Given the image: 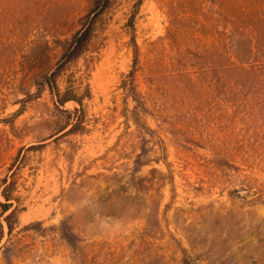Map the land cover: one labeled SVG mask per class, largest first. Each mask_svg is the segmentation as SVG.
Returning <instances> with one entry per match:
<instances>
[{
    "label": "rangeland",
    "instance_id": "374dc122",
    "mask_svg": "<svg viewBox=\"0 0 264 264\" xmlns=\"http://www.w3.org/2000/svg\"><path fill=\"white\" fill-rule=\"evenodd\" d=\"M248 2L108 0L55 77L91 90L67 133L78 104L41 82L92 0H0V189L13 179L20 207L0 264H264V37L236 18Z\"/></svg>",
    "mask_w": 264,
    "mask_h": 264
},
{
    "label": "trees",
    "instance_id": "16d2710c",
    "mask_svg": "<svg viewBox=\"0 0 264 264\" xmlns=\"http://www.w3.org/2000/svg\"><path fill=\"white\" fill-rule=\"evenodd\" d=\"M249 1L250 4L248 2L247 6L244 7L243 10H241L242 12L239 15H236V18H243V16L247 14L246 18H243L247 19L252 18L251 14L253 15L254 19L256 20L255 24H249L248 26L246 25V27L250 29V33L253 35L251 37V42H254L255 38L256 40H258L261 37V34H263L264 37V0ZM92 2L93 5L90 11L86 15H84V20L86 21L85 25L81 30L73 34L72 44L70 48L63 55L55 70L52 71L50 75L45 76L43 81L41 82L42 84H47L49 91L54 95V102L56 106L63 105L65 102L70 100L75 101L78 104V107H75L73 111L74 120L71 126L66 131H64L67 133H72L79 130L78 128L81 126L80 110L83 106V99L91 97V90L88 83L83 85L80 81L76 82L75 79H69L68 85H66V87L61 90L56 83L55 77L59 70L63 68L67 62L74 58H77L83 51H85L91 34L92 18H90L89 16L90 14H92L93 17L94 15L98 14L106 6L108 0H92ZM253 45L254 43H251L250 48L253 47ZM133 46V60L135 63L138 57L137 45L135 42L133 43ZM129 73V78H126V82L129 80L128 84L131 85V89L135 91L133 84V70ZM126 82H124V84ZM138 119L139 118H137L136 120ZM1 183L2 187L0 189V196H2L3 200H0V243L4 236V233L8 235L11 234L14 223L17 219V213L20 209L19 205L17 203H14L15 198L12 197L14 187L13 179H9V176L6 175L1 179ZM4 228H6V230H4ZM63 237L73 249L77 246V240L71 233L64 232ZM2 246L3 245H0V247Z\"/></svg>",
    "mask_w": 264,
    "mask_h": 264
}]
</instances>
